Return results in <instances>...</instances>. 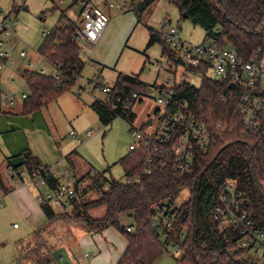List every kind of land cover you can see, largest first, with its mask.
I'll list each match as a JSON object with an SVG mask.
<instances>
[{"label":"trees","instance_id":"16d2710c","mask_svg":"<svg viewBox=\"0 0 264 264\" xmlns=\"http://www.w3.org/2000/svg\"><path fill=\"white\" fill-rule=\"evenodd\" d=\"M169 1L178 7L182 18L200 26L205 37L215 38L218 45L236 46L246 56L264 49V0ZM141 7L144 8V1ZM76 27V20L63 11L50 34L44 36L38 52L53 63L59 79L39 70H24L28 88L23 100L24 112L41 108L76 83L84 67L82 47L74 36ZM149 35V44L158 41L163 54L174 56L175 52L157 29L150 27ZM146 86L139 75L119 72L106 98H95L91 107L103 125L117 116L131 123L135 112L126 106V101ZM177 97L186 100L191 113L210 127L213 134L210 150L186 172L163 169L147 174L142 153L130 151L120 162L125 174L137 175V180L115 179L107 175V170L86 173L91 183L80 187L77 179V197L68 208L59 211L41 204L47 221L34 230L27 242L16 244L19 260L26 257L40 264L48 263L51 246L44 233L57 221H69L82 222L89 233L117 227L127 240L117 264H154L170 242L182 248L179 256L173 255L178 264H264L239 246L241 234L237 229L220 228L210 218L220 188L226 181L234 180L244 192V209L258 227L264 228V141L247 129L235 93L224 82L208 79L200 86L185 85L179 88ZM218 122L222 123L221 127H217ZM23 153L25 160L12 166L14 176L21 175L24 167L30 174L44 166L30 152ZM73 154L66 156L71 165ZM0 187L9 190L1 177ZM184 188H189V194L175 209L168 239L163 241L151 216L158 207L177 199ZM91 191H96L97 196L88 197ZM99 207L103 208L102 214L93 216L90 211ZM123 213L133 220L131 230L119 222ZM168 213L171 217L172 213Z\"/></svg>","mask_w":264,"mask_h":264},{"label":"rangeland","instance_id":"374dc122","mask_svg":"<svg viewBox=\"0 0 264 264\" xmlns=\"http://www.w3.org/2000/svg\"><path fill=\"white\" fill-rule=\"evenodd\" d=\"M91 1L108 20L107 26L96 43H80L84 67L76 83L62 91L57 99L37 109L40 119L48 124L52 133L51 137L46 136L51 150L48 158L57 157L60 167H70V181L75 183L80 179V187L91 183L86 175L90 171L107 170V175L125 181L127 177L120 159L130 152L128 146L133 141L130 128L132 124L141 125L149 116L154 117L156 110L161 107L154 99L153 92L149 97L142 96L133 105V123L117 116L111 123L103 125L91 107V102L95 98L105 99L107 94L95 88L92 82L99 81L110 86L119 72L137 74L147 84L165 82L171 75V62L163 55L160 42L149 44L150 27L160 30L167 29L169 25L181 26L179 34L184 40L194 44L209 42L204 30L194 25L190 19L182 18L178 7L169 0H152L144 3V8L141 7L143 0H121V3L126 5L115 8H108L105 0ZM82 7V0H0V24L6 17L13 30L11 34H0L6 40L10 55L8 62L3 63L0 91L13 96L12 99L17 100V105L21 106L22 94L27 92L28 88L15 71L30 58L39 57L38 49L44 40L41 28L52 30L63 11L70 18L79 19ZM166 19H170L171 23H166ZM22 51H26V57L21 56ZM41 67L49 74L55 71L45 61L41 63ZM12 78L15 79L14 82ZM84 107L87 109L84 110ZM72 130L76 131V137L71 135ZM88 130L91 131L89 135L86 134ZM35 134V143L43 150L47 146L43 143V136ZM69 153H74L73 165L66 159ZM54 163L48 162V165L52 166ZM10 171L2 158L0 177L4 181L9 184L23 181L33 184L25 167L17 181L11 176L14 175L12 168ZM188 194L189 188H184L174 200L175 204L183 202ZM5 195L0 189V264H39L27 261L26 257L18 261L14 243L18 239L28 238L31 230L20 217L14 199L10 197L5 201ZM95 196L96 191H91L88 195L91 198ZM64 209L66 208L56 207L59 211ZM90 212L93 216H98L103 212V208H95ZM119 222L123 226L133 224L132 218L125 213L119 216ZM14 223L20 225V228L15 229ZM71 224H79L88 233L82 222H56L50 230L56 237L51 235L48 239V244L53 247L51 260L46 264H89L93 254L89 257L84 255L87 251L86 245L78 244L82 236L81 231L73 233ZM110 232L116 234L120 240H125L117 227L112 226ZM88 249L92 251L90 247ZM101 260L106 263L102 257ZM154 264H178L173 257L171 245L167 246V250Z\"/></svg>","mask_w":264,"mask_h":264},{"label":"built area","instance_id":"2783aa9c","mask_svg":"<svg viewBox=\"0 0 264 264\" xmlns=\"http://www.w3.org/2000/svg\"><path fill=\"white\" fill-rule=\"evenodd\" d=\"M105 2L108 8L126 5L122 4L121 0ZM82 3L80 18L75 19L77 27L74 36L79 44H94L101 37L108 20L95 8L91 0H82ZM165 22L170 24L171 20L166 19ZM2 27L6 34L13 33L6 17ZM179 30L176 25L158 30L161 38L175 52L173 57L163 54L171 62V75L161 84H147L145 89L134 92L132 98L126 101L127 107H133L142 96L149 97L155 92L154 99L161 106L156 110L154 117L149 116L141 125L132 124L130 128L133 141L128 149L142 153L144 172L147 174L163 169L186 172L211 148L213 134L210 127L191 113L186 100L177 97L179 88L185 85L200 86L208 79L224 82L235 93L247 129L256 132L264 141V49L246 56L236 46L218 45L213 37H206L209 39L208 43H191L180 36ZM41 32L46 36L51 30L42 27ZM20 54L27 56L26 51ZM8 55L9 49L5 41L0 39V76ZM28 65L37 67L31 60ZM39 71L43 72L42 69ZM53 76L56 80L59 79L57 71ZM92 83L95 88L106 94L110 91L108 85L99 81ZM56 87H59V82H56ZM26 96L23 92L22 97ZM148 120L151 122L148 123ZM221 126L222 123L218 122L217 127ZM90 133V130L86 132L87 135ZM71 135L76 137V131L72 130ZM70 175V167L57 165L40 166L30 173V180L40 188L37 201L40 204H49L55 209L69 207L77 197L75 183L70 181ZM126 177L125 181L138 179L134 174H128ZM243 205L244 192L234 180H228L218 192L217 202L210 212L211 221L220 228L237 229L241 234L239 246L253 254L260 262H264V228L256 225ZM177 206L174 201L167 202L158 207L151 216V222L163 241L168 239ZM168 212L172 213L171 217ZM14 226L17 224L14 223ZM131 229V226H127V230ZM168 245H171L174 256L181 254L180 244L170 242Z\"/></svg>","mask_w":264,"mask_h":264},{"label":"crops","instance_id":"0c3cea01","mask_svg":"<svg viewBox=\"0 0 264 264\" xmlns=\"http://www.w3.org/2000/svg\"><path fill=\"white\" fill-rule=\"evenodd\" d=\"M4 20V19H3ZM1 21V24L3 22ZM0 24V25H1ZM0 26V34L3 32V27ZM0 39L6 41L3 37L0 36ZM6 44V42H5ZM39 57L36 59L30 58L28 62L24 63L21 68L19 67L15 72L19 74L22 81L26 85L25 78L23 75L24 70H39L42 69L45 72L44 68L41 67V63L45 61L47 64L51 65L56 72V68L51 61H49L44 55L38 52ZM9 56L4 60V64L8 62ZM34 62L37 67L32 68L28 65L29 61ZM11 62V60H10ZM3 69V68H2ZM2 71V70H1ZM46 73V72H45ZM50 73V74H54ZM1 80V76H0ZM12 82L15 81L14 78L11 79ZM26 94L28 93L25 92ZM13 96L5 94L0 91V162L3 158L6 164H8L9 172L10 168L14 165L21 164L25 160L24 151L30 152L32 155L36 156L38 160L43 165H48V162H55L54 165L60 166V163L57 157L53 159H49L48 155L51 150L49 149V145L47 142V137H51L52 133L47 123L40 119V113L38 110H34L32 112H24L23 110V102L21 106L17 105V100L12 99ZM24 100V98H23ZM87 108L84 107V110ZM35 133L42 134L43 143L46 144V148L39 149L37 144L35 143ZM70 154V153H69ZM68 155V154H67ZM42 158V159H41ZM44 160V161H43ZM11 165V166H10ZM50 166V165H48ZM53 166V165H52ZM16 181L17 176L11 175ZM3 180V179H2ZM5 187L9 190L5 191L3 188L2 191L5 192L4 200L10 199L12 197L17 204L20 217L23 221L28 225L31 230V234L28 238H21L15 241L14 246L16 250V256L18 258V252L16 248V244L18 242L25 243L27 242L33 235L34 230L40 225L46 223L47 218L42 209L41 204L37 201V194L40 191L36 185H33L31 182L27 183L25 181L20 183L9 184L7 181L3 180ZM35 190H37L35 192ZM68 208V207H67ZM102 214V213H101ZM100 214V215H101ZM99 216V215H98ZM59 222V221H57ZM56 224L53 223L50 228L44 233V239L48 243V239L53 233L50 231L52 226ZM14 225V224H13ZM72 225V224H71ZM110 227L105 228L101 232L97 233H87L84 228H82L79 224L72 225L73 228L71 231L73 233H77L81 231L82 236L80 237V241L78 244L86 245L87 251L84 253L86 257L91 256V260H89V264H117L120 256L123 254L127 247L126 237L123 235L124 241L119 239V237L110 232ZM15 229L20 228V225L14 226ZM56 237V235H53ZM75 237V236H74ZM77 239V238H76ZM50 249H52V245ZM88 246V247H87ZM92 250L91 252L89 251ZM88 253V254H87ZM87 254V255H86ZM105 259L106 263L101 260ZM18 261L20 262L21 259ZM27 261L31 263L33 262L29 259ZM40 264V263H39ZM46 264V263H45Z\"/></svg>","mask_w":264,"mask_h":264},{"label":"water","instance_id":"95a60500","mask_svg":"<svg viewBox=\"0 0 264 264\" xmlns=\"http://www.w3.org/2000/svg\"><path fill=\"white\" fill-rule=\"evenodd\" d=\"M144 1V3H149V2H151L152 0H143ZM184 16H186V14H183ZM179 29H181V26H179ZM151 122V120H148V123H150ZM257 186H258V188L260 189V186H259V184L257 183ZM129 215H131V214H129Z\"/></svg>","mask_w":264,"mask_h":264}]
</instances>
